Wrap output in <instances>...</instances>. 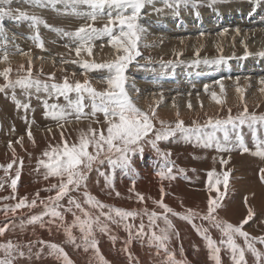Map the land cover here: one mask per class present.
<instances>
[{
  "label": "rangeland",
  "instance_id": "374dc122",
  "mask_svg": "<svg viewBox=\"0 0 264 264\" xmlns=\"http://www.w3.org/2000/svg\"><path fill=\"white\" fill-rule=\"evenodd\" d=\"M56 7L60 10V12H63L64 5H57ZM11 8L14 12L16 9H20L28 12L29 14H37L46 20V22L53 28H63L67 31H74L80 25L86 23V21L83 19H77L71 15H62L57 11L51 10L50 8L31 7L27 3L24 4V0H13ZM156 9H160L161 11H156ZM80 10L83 11L87 9L82 6ZM206 11H209L212 16L214 14L218 15L220 16V19H222L221 27H215L211 25L207 29L209 33L205 35L204 41L211 40V43L208 44L209 47L206 45V42L200 43L202 47L197 44L201 48L198 47L200 49H198L197 52L199 53L200 51V54L195 55L197 53L196 52L194 54L195 57L192 56L193 53H191L192 55H189L183 47V49L180 51V56L184 54V58L181 57L179 59L180 56H178V58L175 60L174 55L176 53L170 48L172 45H175L176 41H179L180 44L182 43L181 46L187 47L193 42H197L198 39L191 36H180L182 32H186L190 29L189 26V28L181 27L178 28V30L176 29L175 31H169V27H174L173 20L175 21V27H177L179 24H182L185 19L190 18V15L193 16V20L199 22L201 21L204 13H207ZM207 15L209 17V13H207ZM169 19H171V22H169ZM106 22L107 17L105 16L103 19H98L95 21L94 26L100 28ZM0 23L3 25L4 36H6V41L4 38L0 37V71H2L5 67L10 66L12 69L9 74L10 79L15 80L19 76L26 75L28 63L31 61L33 78H38L41 81L48 83H60L63 81L64 77H68L71 82H75L76 80L83 82L86 75L94 88H96L98 91L105 90L106 83L102 78L107 75L106 70L101 69L81 74L83 69L80 67V64L73 63L72 61L86 60L89 62L103 64L113 60L116 53L115 50L108 44L107 38L94 41L91 56L82 52L81 56L77 57L75 51L73 50L75 48V44L70 38L64 37L55 31L49 30V28L44 27V25L38 26L39 36L43 42V48H38L36 46V42L33 39H30V37L36 34V29L31 27L30 21H17L9 17H4L2 20H0ZM139 23L146 29V31L143 33L142 39L138 45L141 56L137 57V59L132 62L126 70L127 91H129L131 86L132 88L134 86L132 90L134 93H136L134 89H139V91H141L143 87V89L146 88V95L142 94L141 92L140 93L141 95L147 96L148 99L158 97V99L153 101L155 102V104H153L154 106H151V108L155 107L157 111L162 108L161 105H163L164 102L167 104V101H170L167 98L170 95L191 93L203 88L201 92H204V94H206L205 96H192L191 99L197 100L202 98L205 100L206 98L213 95L214 92L212 93V91H219L215 92L216 98L221 101V103L218 104L217 109L212 108L211 111L201 110L198 113L193 114H189V112L182 114V112L179 111V118L182 120L184 119V124L188 127L192 126L193 121L203 125L209 117H211L213 120L225 119L229 115V109H231V115L236 116L239 112L243 111L245 105L247 106L249 113L254 112L258 115L264 114V93L260 91V89L264 88V84L260 82L264 76V57L257 55L258 52L264 51V0H259V3H257V0H222V2L216 4H211L209 0H202V2H199L195 5H181L179 7L178 14L173 10V8L167 7L163 0H153L152 4L146 5L142 9ZM232 24H234L236 28L231 31L230 26ZM163 26L165 28L164 30L162 29ZM151 27L156 31L151 30ZM191 27L196 29L195 33H203V29L198 30V26ZM167 32L170 33V37L162 35V33L166 35ZM175 32H177L176 35ZM231 32H236V34L231 36ZM157 33H159V35ZM174 36H176V38ZM214 36L215 38H213ZM217 37H220L219 45H222L220 52L216 50V44L214 42L217 40ZM242 37L246 40V44L242 42L243 44L239 45V43H237V39H241ZM252 40H254L253 42L255 43V46L250 44ZM255 40H258V42ZM248 44H250V46H247ZM65 45H68L69 47H65ZM211 46L214 47L210 48ZM154 47H156V49ZM161 47L163 49L160 50L159 48ZM202 48L206 51V53H203L205 51ZM209 49L211 51H209ZM168 51L171 52L169 53ZM5 52H7L8 55L7 61L2 60ZM246 52L248 53L247 55ZM205 59L219 60L220 62L205 64L203 63ZM197 60L201 62L193 63V61ZM161 61H163L165 64L168 61H172L173 63L167 67H163ZM21 65L24 66V71H18L19 66ZM248 75H250L251 78H247ZM256 75H258V77ZM49 76H54V80H49ZM3 84H5V81L3 77H0V85ZM145 84L147 86H145ZM148 89L151 93L148 91ZM231 89L235 90V94H231ZM237 89L240 91H237ZM164 90L166 91L164 92ZM180 90L183 93H181ZM256 92H258L260 96L259 98L257 97L258 94ZM12 94V89H6L4 92H0V104L9 106L10 110L14 114H18L17 125L19 127V129H16L17 126L15 121H13L16 119H12L10 122L8 121L7 114L5 115L6 117L4 116V119L7 118L5 122L2 123L1 121L0 123V165L6 166L8 163H11L13 159L16 161L13 164V168L9 169L8 175H5L3 168H0V178H3L4 182L3 189H0V197L13 195L12 189L10 187L11 180L9 177L15 176V169L17 167L20 168L21 175L17 181V188L15 192L16 199H9L10 201L7 200V202H5V200H0V227H3L5 223L9 222L18 226L22 219L26 220L27 217L31 215H38L44 211V208L39 204V201H37V206L32 209H19L15 214L9 212L7 217L4 215L2 209L5 205H14L17 203L19 196L24 197L28 195V202H30L38 190H40L41 198L47 197L50 193L43 191V189L49 187L53 183H58L57 178L50 177L48 180H45L43 178V173L45 170L42 167L39 169V171L36 170L38 158L42 156V153L48 148L49 144L55 145L59 143L61 141V133H63L65 140H67L69 143L77 142L80 132H86L90 123L94 129H99L101 127L106 128V125H103L104 117L102 113H97L96 115V119L100 121L99 124L93 122L92 119L87 116L86 113L91 111V109L89 110L90 107H85V109L88 110L86 111L84 109V112L86 113L80 120H77L75 115L70 116L67 122H58L57 120L52 119L50 116L46 117L44 101L47 100L48 105L59 104L61 106H65L67 102L62 96L61 97L63 99L61 97L56 98L55 96L49 97L43 91L37 94L34 90H32L31 96H26L23 94L20 88H16V100H18L21 105L25 103L30 105L29 108L24 109L23 107H17V104L12 99ZM241 96H243V100H241ZM71 97L73 100L76 98L75 94H71ZM183 98L184 97L181 99ZM257 98L258 100L256 102L255 99ZM84 103L85 105H90V100L86 98ZM137 106L139 107L138 104ZM211 106H213V104ZM179 107L181 106L179 105L178 108ZM197 108L198 107L195 109ZM14 109L16 111H13ZM20 113L22 114V117H19ZM98 115H101L102 117L100 118ZM176 119L177 116L175 115L169 120L166 119L164 121L168 123L172 122L171 124L174 125ZM188 119H190V122ZM70 123L75 127H71V125L70 127H66L62 130L60 129L62 124L66 125ZM45 124L48 125L46 126ZM84 124H86V126ZM1 126L5 127V130ZM156 126L160 125L157 123ZM21 127H23L22 131L20 129ZM29 129L32 134V140H30L28 136ZM205 131L211 132L212 130L205 129ZM249 131L251 135L254 136L253 130L247 126H242L237 130H232L230 128L229 142L227 144H225L223 141V133L217 132L216 136L220 139L221 144L226 147L234 146L236 143L237 132L243 134L242 138L244 143L250 151L242 152L239 148L233 147L232 151H236V153L222 151L219 154L218 159L217 157L209 156L208 152L206 151L207 149L217 150L215 143L209 147H205L203 143L198 142L195 137H192L193 140L191 138H184V140H182L183 137L180 133H177L173 137H169L167 140L159 141L158 148L160 152H168L170 154L172 153L168 158L170 163L174 165L173 174L176 176V178L172 181H161L156 175V172L166 164L164 158L158 153L155 158L158 159L156 166H152L153 169L151 170V173L149 172L148 174L143 166L145 169L144 173H147L148 176H144L143 180H134L132 178L134 173L138 172L136 160L140 161L141 158L143 159L142 154H144V157H146L153 153V150H151V145L145 143L146 145H143L145 151L143 150L142 153H135L132 156V167L135 169V172L126 171L120 168L112 169L108 167L107 163L100 166L101 172H105L112 177L115 191L105 187V177L99 175V173L95 170L89 174V178L87 180V191L96 196L103 203L123 208L125 210L135 209L139 211L141 209L147 208L149 212L156 211L158 213H162L163 209H160L157 205L153 204L152 200L148 199V197L159 200L160 187L163 186L166 193L164 197V203H166L174 211L182 213L185 208H192L200 210L202 213L206 212V199H208L210 193L207 191L206 186L203 185L207 182L208 175H203L207 179L206 180L204 177L195 174L193 169L189 168L188 164H191V166L194 165L195 171H197L196 167L200 165L204 169H206L205 166L209 165L208 167L210 169L212 168L210 171H216L220 169L218 170L220 172L216 171L217 174L228 170L229 168L233 167V163L231 166L228 164H226L227 166L224 164L225 167L223 165L221 166L219 162H221L222 159L227 160L228 158H231V155L237 157L246 153H252L256 150L257 142L253 141L252 145L247 144L249 143V139L245 137V134H249ZM256 133H258L256 136L262 135L264 137V127H259ZM149 135L151 137V134ZM18 139L21 140V143H16ZM172 139H177L180 142L173 141ZM14 140L15 142H13ZM9 142L12 144L11 149L9 148ZM181 147H183V149ZM13 150L15 151V158L13 157ZM89 150L91 151V149ZM173 150L174 152H170ZM198 150L202 151L201 155H199L200 153L198 154ZM207 156H209L210 159ZM258 158V156L254 155L253 157L247 158V161L253 162L254 164V160L257 161ZM21 159L23 160L22 165L20 164ZM193 161H196L198 164L191 163ZM203 163L205 165H203ZM235 165L236 164H234V166ZM257 166L259 169H257L255 173L256 180H254L253 183L245 178H242L243 176H235L233 172L230 173L228 192L222 201V207L217 210V214L220 218L232 224H239L247 215V208H244L246 200L248 203L250 202V197L259 200L263 198L264 182H261L260 180L259 170L261 167L264 168V163L260 164L257 161ZM237 167L239 166H236L234 170L240 168ZM179 169H183V173H180L178 171ZM133 181L136 183L133 184ZM201 182H203V185ZM220 187L221 191H223V186L221 185ZM130 188H134V191L130 192ZM84 190L85 189L82 187L79 191L72 192L71 195L82 202ZM22 191L24 193L20 194ZM259 191L260 196L257 194ZM116 192L120 193L119 197L116 196ZM136 193L144 195L145 201L143 203L138 201ZM195 195L197 196L195 197ZM211 195L215 196V193L213 192ZM234 200H236L237 203L242 206L243 210H245L244 214H241L239 211L240 207L239 209L238 206L237 208L231 207L233 204L237 205ZM262 201L263 200L259 201V203H256V201L251 200L250 204L253 206L250 205V207L254 210L255 215L243 227V230L248 232L253 237L264 236V209L263 211L261 209ZM61 203L65 208L68 207L67 197H65ZM84 207L86 209L88 208L87 205H84ZM61 211L63 212V209H61ZM73 211L76 210L73 209ZM89 211L97 214L96 209H89ZM104 211L107 212L108 209H104ZM70 213L71 212H64L66 224H71L73 221L72 213ZM77 215H80V213L77 212ZM168 218L174 225V230L179 233L178 238L174 236L167 245L169 251L175 254V259L177 261H183L184 264H217L216 260L212 257L207 247V242L202 238L200 232L197 229L207 228L208 235L217 242H219L221 239V233L219 230L212 227L208 221H203L199 218L195 219L194 221L196 227L177 216H172L170 213L168 214ZM50 219V217L44 218V227H41L39 223L35 225H26L23 231L19 227H16L15 229L9 227V229L5 231L4 235L0 236V243H5L9 240L23 243H27L28 241L43 240L45 242L56 243L62 246L74 264H101L99 258L96 257L92 250L85 252L82 248L76 249L73 245L64 243L65 235L63 228L58 227L60 222L57 221L56 223H49L48 221ZM141 222H143L145 225L146 235L143 237H137L135 232L139 228ZM108 223L110 229L109 234H102L99 232L96 233L99 252L103 256L104 260L108 262V264H165L166 256L164 252L160 251V253L157 254V248L154 246V244H150L149 242L150 231L148 229L147 216L141 214L135 218H129L128 221H126V223L133 225L131 229L133 232V238L131 242L127 244L128 231L125 230L124 226H117L115 224H111L110 222ZM157 225V232H159V228L166 227L162 219L157 221ZM73 231L74 235L77 237L80 236L78 229H74ZM111 236L116 237L115 241L110 238ZM237 243L241 247H244V241L242 238L238 237ZM255 246L259 251L264 252V245L257 242ZM125 247H127V251H124ZM220 247V264H233L230 251L225 246L220 245ZM37 252H39V255H36ZM0 255H2V253H0ZM129 256H131V260L129 259ZM245 260L246 264H257L255 257H253L252 254L247 250H245ZM16 264H63V261L56 254L51 253L46 246L42 248L39 244H37L34 246L33 254L30 257L26 255L24 258L18 259Z\"/></svg>",
  "mask_w": 264,
  "mask_h": 264
},
{
  "label": "snow or ice",
  "instance_id": "6c2138e0",
  "mask_svg": "<svg viewBox=\"0 0 264 264\" xmlns=\"http://www.w3.org/2000/svg\"><path fill=\"white\" fill-rule=\"evenodd\" d=\"M12 2L13 0H0V20L4 17H9L17 21H30L31 27L36 29V34L30 37V39L36 42L38 48H43L38 26L44 25L49 30L70 38L75 44L73 50L77 57H80L82 52L91 56L94 41L102 38H107L108 44L115 50L116 55L113 60L103 64L86 60L72 61L73 63L80 64V67L83 69L81 74L101 69L106 70L107 75L102 78L106 83L104 91H98L94 88L86 75L83 82L79 80L71 82L68 77H64L60 83H48L38 78H33L31 61L28 63L27 74L19 76L15 80L9 78V74L12 71L10 66L0 71V77H3L5 81V84L0 85V92H4L6 89H12V99L17 104V107L27 109L30 105L26 103L21 105L16 100V88H20L26 96H31L32 90L37 94L43 91L49 97L55 96L59 98L62 96L67 102L65 106H61L59 104L48 105L47 101H44L46 117L50 116L59 122L67 121L70 116L75 115V118L80 120L85 115V107H90L91 111L87 113V116L93 122L99 124L100 121L96 119V115L97 113H102L104 117L103 125H106V128L94 129L90 123L86 132H80L77 142L69 143L65 140L63 133H61V141L59 143L48 145V148L44 150L42 156L38 158L36 170L39 171L42 167L45 170L43 178L45 180H48L50 177L57 178L58 183H53L43 189V191L50 193L47 197L41 198L40 190H38L30 202H28L27 196H24L20 197L14 205H5L2 209L4 215L7 217L9 212L15 214L19 209H32L37 206V201H39L44 211L38 215H31L26 220L22 219L18 226L11 222L5 223L3 227H0V236H3L9 227L13 229L19 227L22 231L26 225L39 223L41 227H44V218L50 217L49 223L60 222L58 227L63 228L65 235L64 243L73 245L76 249L82 248L85 252L92 250L96 257L99 258L101 264H108L99 252L96 233L109 234L108 222L117 226L123 225L125 230L128 231V241L126 244L130 243L133 238V232L131 230L133 225L126 223V221L129 218H135L142 214L148 218V229L150 231L149 242L157 248V254L160 251L164 252L166 256L165 264H184L183 261H177L175 259V254L170 252L167 246L174 236L177 238L179 236V233L174 230V225L168 218V214L170 213L172 216H177L193 224L194 227H196L194 223L195 219L199 218L203 221H208L212 227L219 230L221 239L217 242L208 235L207 228L197 229L202 238L207 242V247L217 264H220V245L225 246L230 251L233 264H246L245 250L255 257L257 264H264V252L259 251L255 246L257 242L264 245V236L253 237L243 230L244 225L255 215L254 210L247 205V200V215L239 224H232L223 220L217 214V210L222 207V201L229 189L231 169L223 171L220 174H217L215 170L207 173L208 181L206 188L210 194L207 199V210L203 213L192 208H185L182 213L174 211L164 203L166 193L163 186L160 187L159 200L148 197V199L152 200L153 204L163 209L162 213L156 211L149 212L147 208L139 211L135 209L125 210L105 204L87 191V180L93 170L105 177L106 188L115 191L112 177L105 172H101L100 166L107 163L108 167L112 169L120 168L135 172V169L132 167V156L137 152L142 153L145 143L150 144L166 161V164L156 172V175L161 181L174 180L176 178L173 174L174 165L168 159L171 154L168 152H160L158 142L167 140L177 133H180L185 139L195 137L205 147H209L215 143L218 151H232L233 147H235L239 148L242 152H249L239 132L236 133V143L233 147L223 146L220 139L216 136V133H223V141L225 144L229 142L230 128L237 130L242 126H247L253 130V134L255 135L259 127H264V114L249 113L245 105L243 111L239 112L236 116L231 115V109H229V115L225 119L213 120L209 117L203 125L193 121L192 126L188 127L179 118V112L176 113L177 119L174 125H172L157 117V109L155 107L150 108L149 111H144L137 106L129 91L126 90V70L137 57L141 56L138 45L146 29L139 23V20L142 9L146 5L152 4L153 0H24L31 7L50 8L62 15H71L77 19L86 21V23L80 25L74 31L53 28L37 14H29L20 9H16L14 12L11 8ZM163 2L167 7L173 8L178 14L181 5H195L202 2V0H163ZM209 2L216 4L222 2V0H209ZM257 3H259V0H257ZM57 5H64L63 12H60L56 7ZM82 6L87 10H80ZM156 11L161 10L156 9ZM105 16L107 17V22L100 28L95 27V21L103 19ZM0 37L6 41L2 23H0ZM65 47L69 46L65 45ZM196 55H199V53L197 52ZM257 55L264 57V51L258 52ZM7 59L8 55L5 52L2 60L7 61ZM200 62L199 60L193 61V63ZM219 62V60L208 59L203 61L205 64ZM172 63V61H168L165 64L161 61L163 67H167ZM18 71H24V66H19ZM48 79L54 80V76H49ZM260 82L264 84V78ZM134 90L137 94L139 93V89ZM237 91L240 90L237 89ZM260 91L264 93V88L260 89ZM71 94H75L76 98L74 100ZM86 98L90 100V105H85L84 101ZM213 99L217 104L221 103L216 98L215 93H213ZM241 100H243V96H241ZM157 123L160 125L159 128H156ZM205 129H211L212 131L206 132ZM149 134H151V137ZM28 136L32 140L30 129ZM16 143H21V140L18 139ZM9 148H12L11 142H9ZM251 154L264 158V141L257 142L256 150ZM13 157L15 158L14 150ZM15 162V159H13L6 166L0 165L5 175H8L9 169L13 168ZM227 163L228 161L221 160L222 165ZM20 164H23L22 159L20 160ZM178 171L183 173L184 170L179 169ZM259 172L260 180L264 182V168H260ZM20 175L21 170L17 167L15 169V176L9 177L13 195L0 197V200L16 199L15 192ZM221 185L223 186V191H221ZM3 187V178H0V189H3ZM82 187L85 190L83 192V201L81 202L73 197L71 193L79 191ZM129 191H134V188H130ZM213 192L215 196L211 195ZM115 194L117 197L120 196L119 192ZM136 196L140 203L145 201L143 194L136 193ZM65 197L68 200V207L66 208L61 203ZM84 205H87L88 208L86 209ZM61 209H63V212ZM73 209L76 211H73ZM89 209H96L97 214L89 211ZM104 209H108V211L105 212ZM64 212L72 213L73 221L71 224H66ZM77 212L80 215H77ZM161 219L166 227L159 228V232H157V221ZM74 229L79 230V237L74 235ZM135 235L137 237L146 235L143 222L139 225ZM238 237L243 239L244 247H241L237 243ZM110 238L113 241L116 239L115 236H111ZM37 244L42 248L46 246L51 253L56 254L62 259L63 264H74L62 246L43 240L28 241L27 243L9 240L5 243H0V253H2L0 255V264H16L18 259L24 258L26 255L30 257L33 254L34 246ZM124 251H127V247L124 248ZM36 255H39V252ZM129 259L131 260V256H129Z\"/></svg>",
  "mask_w": 264,
  "mask_h": 264
},
{
  "label": "bare ground",
  "instance_id": "6f19581e",
  "mask_svg": "<svg viewBox=\"0 0 264 264\" xmlns=\"http://www.w3.org/2000/svg\"><path fill=\"white\" fill-rule=\"evenodd\" d=\"M19 1V0H18ZM205 1V0H204ZM21 2V1H20ZM24 4H25V2H24ZM149 10V9H148ZM190 10H192V9H190ZM150 11V10H149ZM207 13H209V17H208V15H207V13L205 14L204 13V15H203V17H202V19H201V21H195V20H193V16L192 15H190V18H187V19H185L184 20V22L182 23V24H179L177 27H175V21L173 20V26L175 27H172V28H170L169 27V31H175L176 29L178 30V28H181V27H190V29L188 30V31H186V32H182L181 33V35L180 36H191V37H193V38H197L198 40H197V42H193L191 45H189V46H181L182 45V43L180 44L179 43V41H176L175 42V45H172V47L170 48L171 50H173L176 54L174 55V58H175V60L178 58V56H180V51L183 49V47L185 48V50L188 52V54L189 55H192L191 53H193V55L192 56H194V54L198 51V49H200L202 46L200 45V43L201 42H206V45L208 46V44L209 43H211L210 41H204V38H205V35L206 34H208L209 32L207 31V29H208V27H210L211 25H213V26H215V27H221V25H222V19H220V16H218V15H211L210 14V12L209 11H206ZM188 13V12H187ZM189 14V13H188ZM146 18V17H145ZM179 18V17H178ZM182 19V18H181ZM151 20V19H150ZM180 20V19H179ZM169 22H171V19H169ZM182 22V21H181ZM162 26V25H161ZM160 26V27H161ZM167 26H169V25H167ZM191 26H198L199 28H198V30L199 29H203V33L202 34H198L199 32L198 31H196V32H198V33H195V30L196 29H194V27H191ZM188 27V28H189ZM195 27V28H196ZM226 27V26H225ZM152 28V27H151ZM236 28V26L234 25V24H232L231 26H230V30L232 31L233 29H235ZM159 29V28H158ZM163 30L165 29L164 28V26H163V28H162ZM167 29V28H166ZM150 30V29H149ZM151 30H153V31H156V30H154L153 28L151 29ZM150 30V31H151ZM182 30H184V29H182ZM152 31V32H153ZM168 31V32H169ZM237 31H239V30H237ZM160 32V31H159ZM166 33V35L165 34H163L162 33V35L163 36H168V37H170V33ZM154 33V32H153ZM180 33V32H179ZM53 34V33H52ZM156 34V33H155ZM158 35H159V33H157ZM177 34V32H175V35ZM198 34V35H197ZM222 34V33H221ZM220 34V35H221ZM234 34H236V32H231L230 33V35L231 36H233ZM147 36V35H146ZM175 38H176V36H174ZM221 37V36H220ZM220 37H217V40L216 41H214L215 42V44H216V50L217 51H219L220 52V48L222 47V45L220 46L219 45V39H220ZM213 38H215V36L213 37ZM244 38H245V36H244ZM243 37L240 39V38H238L237 39V43H239V45H242L243 43L244 44H246V40L244 39ZM186 39V38H185ZM184 41V40H183ZM213 41V40H212ZM254 40H252L251 41V45H254L255 46V43L253 42ZM256 42H258V40H255ZM155 42V41H154ZM165 42V41H164ZM169 42V41H168ZM243 42V43H242ZM188 43V42H187ZM190 44V43H189ZM197 44H199V45H197ZM250 44H248L247 46H250ZM214 46H211L210 48H212V47H214ZM146 47V46H145ZM149 47V46H148ZM198 47H200V48H198ZM209 47V46H208ZM152 48V47H151ZM155 49H156V47H154ZM168 48V47H167ZM206 48V47H205ZM147 49H149V48H147ZM160 50L161 49H163L162 47L161 48H159ZM203 49V48H202ZM165 50V49H164ZM204 50V49H203ZM222 50V49H221ZM166 51V50H165ZM205 51V50H204ZM208 51V50H207ZM209 51H211L210 49H209ZM112 52V51H111ZM155 52V51H154ZM169 52V51H168ZM171 52V51H170ZM169 52V53H170ZM183 52V51H182ZM222 52V51H221ZM184 53V52H183ZM203 53H206V51L205 52H203ZM179 54V55H178ZM187 54V55H188ZM199 54H200V51H199ZM184 55V54H183ZM183 55H181L180 57H179V59L182 57V58H184V56ZM196 55V54H195ZM218 56V55H217ZM195 57V56H194ZM53 58V57H52ZM193 58V57H192ZM20 59V58H19ZM194 59V58H193ZM190 60V59H189ZM22 61V60H21ZM55 61V60H54ZM167 73V72H166ZM255 73V72H254ZM253 74V73H252ZM251 74V75H252ZM259 74V73H258ZM222 76V75H221ZM257 77H258V75H256ZM262 76V75H261ZM215 77V76H214ZM264 77V76H263ZM262 77V78H263ZM218 78V77H217ZM247 78H251V76L250 75H248L247 76ZM260 78V77H259ZM221 79V78H220ZM255 79V78H254ZM257 79V78H256ZM202 80V79H201ZM252 80H253V78H252ZM222 82V81H221ZM98 84H99V82H98ZM134 85H135V83H134ZM161 85V84H160ZM175 85H177V84H175ZM190 85H192V84H190ZM194 85V84H193ZM143 86V85H142ZM145 86H147L146 84H145ZM189 87H191V86H189ZM188 87V88H189ZM135 88H136V86H135ZM138 88V87H137ZM144 88V87H143ZM141 89V91H139V94H137V93H134V92H132V90H133V88H132V86L129 88V94L131 95V97L135 100V102L139 105V107L142 109V110H144V111H149L150 110V108H151V106L153 105V104H155V102H153L155 99H158V97H155V98H149L148 99V97L147 96H144V95H146L145 93H147L146 91H145V89ZM149 88V87H148ZM184 88V87H183ZM176 89V88H175ZM172 90V89H171ZM174 90V89H173ZM177 90V89H176ZM197 90V89H196ZM201 90H203V88L201 89H199V90H197V91H195V92H191V93H183L181 90H180V92L181 93H183V94H176V95H170L169 97H167L168 98V100H170L169 102L167 101V99H166V101H167V104H165V102L163 103V105H161V109L160 110H158L157 111V117L160 119V117H161V119L162 120H166V119H170L171 117H173V116H175L176 115V113L177 112H182V114L183 113H188L189 112V114L190 113H198L199 111H201V110H204V111H211V109L213 108V109H217V107H218V104L215 102V100L213 99V95H211L210 97H208V98H206L205 100L204 99H202V98H199V99H197V100H192L191 98H192V96H196V97H198L199 95L201 96V97H203V96H205L206 94H204V92H201ZM148 91H149V89H148ZM166 90H164V92H165ZM169 91V90H168ZM175 91V90H174ZM185 91V90H184ZM190 91V90H189ZM188 91V92H189ZM208 91V90H207ZM209 91H212V90H209ZM142 94H144V95H141V93ZM150 92V91H149ZM148 92V93H149ZM153 92V91H152ZM155 92V91H154ZM172 92V91H171ZM215 93V92H219V91H212V93ZM151 93V92H150ZM167 93V92H166ZM232 93H234L235 94V90H233V89H231V94ZM257 94H258V92H256ZM154 94H156V93H154ZM158 94V93H157ZM150 95V94H149ZM141 96V97H140ZM152 96H154V95H152ZM155 96H158V95H155ZM151 97V96H150ZM179 97V98H178ZM182 97H184L183 99H181ZM195 97V98H196ZM258 98L260 97L259 96V94H258V96H257ZM57 98V97H56ZM62 98V97H61ZM258 98L257 99H255L256 100V102H257V100H258ZM63 99V98H62ZM251 99V98H250ZM46 100V99H45ZM47 101V100H46ZM213 104V106H211ZM257 104V103H256ZM181 106V107H179L178 108V106ZM189 105H191V107H189ZM154 106V105H153ZM198 107L197 109H195L196 107ZM87 108V107H86ZM89 108V107H88ZM18 110V109H17ZM86 111L88 110V109H85ZM89 110H90V108H89ZM13 111H16L15 109L13 110ZM22 111V110H21ZM90 112V111H89ZM88 112V113H89ZM86 113V112H85ZM7 114V118H8V121L10 122L12 119H16V120H13V121H15V124H16V129H19V127H18V125H17V120H18V114L17 113H13L11 110H10V108H9V106H7V105H5V104H0V123H1V121H2V123L3 122H5V120L7 119V118H5L4 119V116ZM87 114V113H86ZM201 114V113H200ZM203 114V113H202ZM103 115V114H102ZM205 115V114H204ZM24 116V115H23ZM187 116H188V114H187ZM186 116V117H187ZM190 116V115H189ZM6 117V116H5ZM19 117H22V114L20 113L19 114ZM98 117H102L101 115H98ZM190 117H192V116H190ZM195 117V116H194ZM89 119V118H88ZM160 119V120H161ZM73 120V119H72ZM86 120V119H85ZM182 120V119H181ZM183 121H184V119H183ZM188 121L190 122V119H188ZM36 122H38V121H36ZM67 122V121H66ZM91 122V121H90ZM186 122V121H185ZM172 123V122H171ZM170 123V124H171ZM5 124V123H4ZM10 124V123H9ZM14 124V125H15ZM8 125V124H7ZM12 125V124H11ZM10 125V126H11ZM46 126L48 125V124H45ZM69 125V126H68ZM72 125V126H71ZM77 125V124H76ZM83 125V124H82ZM85 126H86V124H84ZM87 125H88V123H87ZM94 125V124H93ZM100 125H102V124H100ZM75 127L73 124H66V125H63L62 124V126L60 127V129L62 130V129H64V128H66V127ZM80 126V125H79ZM95 126V125H94ZM2 128H4V130H5V127H3V126H1ZM14 127V126H13ZM78 127V126H77ZM82 127V126H81ZM89 127V126H88ZM87 127V128H88ZM157 127H160V126H156V128ZM58 128V127H57ZM57 128H55V129H57ZM84 128H86V127H84ZM101 128H104V127H101ZM14 129V128H13ZM21 129V131H22V129H23V127H21L20 128ZM68 129H70V128H68ZM82 129V128H81ZM100 129V128H99ZM78 130H79V128H78ZM67 131V130H66ZM248 131V130H247ZM55 132V131H54ZM65 132V131H64ZM67 133V132H66ZM245 133V132H244ZM1 134V133H0ZM35 134V133H34ZM256 134H258V133H255V135L254 136H252L251 135V133H250V131H249V134H245V137L246 138H248L249 139V143H247V144H249V145H252V143H253V141L254 142H259V141H262V140H264V137L262 136V135H257L256 136ZM6 135V134H5ZM241 135H243V134H241ZM65 137V136H64ZM221 137V136H220ZM179 138V137H178ZM245 138V139H246ZM73 139V138H72ZM71 139V140H72ZM192 139V138H191ZM196 139V138H195ZM173 140V139H172ZM182 140H184V138L182 139ZM193 140V139H192ZM73 141V140H72ZM71 141V142H72ZM173 141H179V140H173ZM188 141V140H187ZM190 141V140H189ZM247 141V140H246ZM13 142H15V140L13 141ZM167 142H171V141H167ZM180 142V141H179ZM186 142V141H185ZM192 142V141H191ZM190 142V143H191ZM197 142V141H196ZM165 143V142H164ZM193 143V142H192ZM19 145V144H18ZM146 145V144H145ZM174 145V144H173ZM179 145V144H178ZM248 145V146H249ZM26 146V145H25ZM164 146V145H163ZM167 146V145H166ZM181 146V145H180ZM183 146V145H182ZM184 146H187V145H184ZM191 146V145H190ZM194 146V145H193ZM147 147V146H146ZM149 147V146H148ZM192 147V146H191ZM174 148V147H173ZM182 149H183V147H181ZM170 149V148H169ZM168 149V150H169ZM216 149V148H215ZM151 150H153V153H151V154H149L148 156H146V157H144V154H142V156H143V159L141 158V160L140 161H138V160H136V162H137V164L136 165H138V172H135L134 173V175H133V179L134 180H143L144 179V176L146 177V176H148L147 175V173L149 174V172L151 173V170L153 169L152 168V166L154 167V166H156V163H157V160L158 159H155L156 158V155H157V151L156 150H154V149H152L151 148ZM188 150V149H187ZM205 150H206V148H205ZM37 151V150H36ZM145 151V150H144ZM150 151V150H149ZM207 152H208V155L209 156H211V157H217V159L219 158V154L222 152V151H218V150H206ZM251 151H253V150H251ZM42 152V151H41ZM146 152H148V151H146ZM170 152H174V150L173 151H170ZM201 152L202 151H199L198 150V154L199 155H201ZM203 152H205V151H203ZM227 152H231V153H233V152H235L236 153V151H227ZM250 152V151H249ZM138 153V152H137ZM180 153V152H179ZM182 153V152H181ZM172 154V153H171ZM178 154V153H177ZM203 154V153H202ZM207 154V153H206ZM29 155V154H28ZM183 155V154H182ZM180 156V155H179ZM193 156H194V154H193ZM192 156V157H193ZM204 156V155H203ZM209 156H207L208 158H209ZM223 156V155H222ZM221 156V157H222ZM254 155H252L251 153H246V154H244V155H239V156H234V155H231V158H228L226 161H228V165H232V163H233V167H231V168H229V169H231L232 171L231 172H233V174L236 176H243L242 178H245V179H247L248 181H250V182H254V180H256V171H257V169H259V167L257 166V161H258V163H260V164H262V163H264V158H258L257 159V161L256 160H254V164H253V162H248L247 161V158H249V157H253ZM173 157V156H172ZM181 157V156H180ZM196 157V156H195ZM200 158V157H199ZM206 158V157H205ZM137 159V158H136ZM155 159V160H154ZM201 159V158H200ZM210 159V158H209ZM212 159V158H211ZM222 159V158H221ZM134 160V159H133ZM203 160V159H202ZM135 161V160H134ZM210 161V160H209ZM230 161V162H229ZM135 162V163H136ZM189 162V161H188ZM199 162V161H198ZM203 162H204V160H203ZM216 162V161H215ZM191 163H194V164H198L196 161H193V162H191ZM205 163V162H204ZM203 163V165H205ZM220 164H221V162H219ZM209 164H210V162H209ZM217 164V163H216ZM234 164H236L235 166H234ZM226 165V164H225ZM243 167H242V166ZM143 166H144V168L146 169V174L144 173V168H143ZM188 166H189V168L190 169H193V172L195 173V174H198L199 176H202V177H204L205 178V176H203V175H207V173L212 169H210L208 166L209 165H207V166H205V168L206 169H204V168H202L201 167V165L200 166H197L196 168H197V171H195V169H194V165L193 166H191V164L189 165L188 164ZM221 166H222V164H221ZM223 166H224V164H223ZM227 166V165H226ZM236 166H239V167H237V168H239V169H237V170H234L235 168H236ZM225 167V166H224ZM218 168V167H217ZM220 168V167H219ZM223 168V167H222ZM244 168V169H243ZM261 168H263V167H261ZM215 169V168H214ZM148 170V171H147ZM218 170H220V169H218ZM218 170H216V171H218ZM242 170V171H241ZM255 170V171H254ZM218 172H220V171H218ZM217 173V172H216ZM194 174V175H195ZM259 174V173H258ZM191 175V174H190ZM197 176V175H196ZM195 176V177H196ZM155 177V176H154ZM148 178V177H147ZM196 179V178H195ZM206 179V178H205ZM239 179V178H238ZM146 180V179H145ZM155 180V179H154ZM153 180V181H154ZM190 180H191V176H190ZM207 180V179H206ZM208 181V180H207ZM246 181V180H245ZM157 182V181H156ZM155 182V183H156ZM136 183V182H135ZM202 183V185H203V182H201ZM238 183V182H237ZM147 184V183H146ZM37 185H39V184H37ZM148 185V184H147ZM183 185V184H182ZM195 185V184H194ZM207 185V182L203 185V186H206ZM255 185V184H254ZM260 186H262V185H260ZM178 187V186H177ZM33 188V187H32ZM143 188V187H142ZM41 189V188H40ZM189 189H191V188H189ZM198 189V188H197ZM257 189V188H256ZM182 190V189H181ZM262 190V189H261ZM21 191V190H20ZM191 191H193V190H191ZM255 192V191H254ZM18 193H20V192H18ZM22 193H24L23 191L20 193V194H22ZM28 193V192H27ZM197 193V192H196ZM256 193V192H255ZM259 193H260V191L259 192H257V194L259 195ZM193 194V193H192ZM195 194V193H194ZM202 194V193H201ZM202 195H204V194H202ZM201 195V196H202ZM234 195V194H233ZM264 195V194H263ZM28 196V195H27ZM44 196V195H43ZM197 195H195V197H196ZM206 196V195H205ZM260 196V195H259ZM20 197H22V196H19V198ZM199 197V196H198ZM18 198V199H19ZM230 198V197H229ZM234 198V197H233ZM233 198H231V199H233ZM258 198V197H257ZM195 200V199H194ZM207 200V199H206ZM251 200H254V201H256V203H259V201H261V200H263L262 201V205H261V209H262V211H263V209H264V196H263V198L261 199V200H259V199H254L253 197H250V202H251ZM10 201V200H9ZM196 201V200H195ZM231 201V200H230ZM5 202H7V200H5ZM191 202H192V200H191ZM234 202H236L237 203V201L236 200H234ZM250 202H248L247 203V205L248 206H250V205H252V204H250ZM11 203H12V201H11ZM116 204V203H115ZM207 204V203H206ZM205 204V205H206ZM142 206V205H141ZM237 206H238V209H239V207H240V209H239V211L241 212V214H244V212H245V210H243V208H242V206L241 205H239L238 203H237V205L236 204H233V206H231V207H235V208H237ZM253 206V205H252ZM206 208H207V206H206ZM244 208H247L246 207V204L244 205ZM228 210H231V209H228ZM200 211V210H199ZM223 211H224V209H223ZM220 212V211H219ZM237 213V212H236ZM71 214V213H70ZM262 219V218H261ZM188 257V256H187ZM202 257V256H201Z\"/></svg>",
  "mask_w": 264,
  "mask_h": 264
}]
</instances>
